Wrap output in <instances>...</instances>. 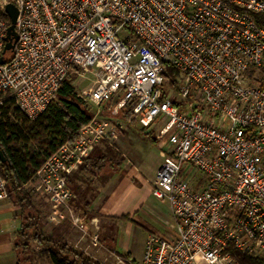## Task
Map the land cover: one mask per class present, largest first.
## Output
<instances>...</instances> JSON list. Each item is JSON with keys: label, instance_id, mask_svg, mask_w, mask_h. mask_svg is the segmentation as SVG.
Here are the masks:
<instances>
[{"label": "built area", "instance_id": "1", "mask_svg": "<svg viewBox=\"0 0 264 264\" xmlns=\"http://www.w3.org/2000/svg\"><path fill=\"white\" fill-rule=\"evenodd\" d=\"M9 4L18 11L12 51ZM0 58V108L12 100L34 120L68 76L94 73L86 102L120 97L116 114L135 101L142 129L163 124L168 156L152 195L168 205L177 236L149 235L143 259L122 264H241L239 252L264 259V0H0ZM165 64L178 71L174 83ZM121 132L94 116L46 159L30 187L48 202L49 225L69 221L99 245L70 205L68 178Z\"/></svg>", "mask_w": 264, "mask_h": 264}, {"label": "crops", "instance_id": "2", "mask_svg": "<svg viewBox=\"0 0 264 264\" xmlns=\"http://www.w3.org/2000/svg\"><path fill=\"white\" fill-rule=\"evenodd\" d=\"M123 135L113 148V156L109 155L112 147L101 142L68 178L72 194L70 205L81 217L90 236L98 237L99 245L93 246L91 237L84 236L73 226L68 242L102 263L121 259L122 254H128L129 260L138 263L143 259L149 235L159 234L167 240L177 236L169 207L152 195L153 183L168 156V149L161 146L158 135L156 138L152 135L151 139L162 150L156 155L139 137L134 136L130 144L131 140ZM116 155L119 159L115 162ZM0 205V264H16L14 243L20 228V220L16 218L18 210L9 201H1ZM93 220H97V228ZM104 227H109L105 229L107 235ZM116 231L118 238L110 239Z\"/></svg>", "mask_w": 264, "mask_h": 264}, {"label": "trees", "instance_id": "3", "mask_svg": "<svg viewBox=\"0 0 264 264\" xmlns=\"http://www.w3.org/2000/svg\"><path fill=\"white\" fill-rule=\"evenodd\" d=\"M165 69L168 81L174 83L178 71L170 64H165ZM73 77L70 75L63 81L56 100L34 120L26 117L12 100L0 108V146L7 158L6 163L0 162V170L6 181L7 200L17 208L16 218L20 220L14 243L16 264H37L36 261L46 264H103L68 242L73 230L69 221L47 231L44 215L28 191L46 159L62 145L74 143L80 130L94 117L93 108L80 96ZM119 99L116 98V103ZM135 106V101H128L113 117L119 113L128 124L137 123ZM142 131L149 140L153 138V131ZM97 168L99 170L100 166ZM121 256L130 259L128 254ZM237 258L241 264H264L263 258L249 257L240 252Z\"/></svg>", "mask_w": 264, "mask_h": 264}, {"label": "rangeland", "instance_id": "4", "mask_svg": "<svg viewBox=\"0 0 264 264\" xmlns=\"http://www.w3.org/2000/svg\"><path fill=\"white\" fill-rule=\"evenodd\" d=\"M8 56H10V55H8ZM72 76H75V77H73L74 78L73 83L78 88L79 93H80V96L83 94L84 91L89 90V89H91V88H93L95 86V80L96 79H95L94 73L72 74ZM88 105L93 108V110L95 112L94 116H96L98 118L108 119V120L112 121L115 124H122V132H121V135L123 133L124 134L123 135V138H127L128 141L131 140L129 142L130 144H133V141L135 140V137L134 136H137L140 139H142L143 142H145V144H147V146H149V148L153 151L152 154H155L156 155V154L162 152V150L158 147V145L156 143H153L151 140H149L147 138L146 133H144L142 131V127L138 124V122L137 123H129L128 124L123 119H121V116H119L120 115L119 113H118L117 116L113 117V115H116L117 114V113L116 114L113 113L114 107L116 106V98H114L110 103H106V104H103V105H100V106L94 105L92 103H88ZM162 125L163 124L156 125L154 128L150 129L151 131H153V137L154 138L157 137L158 130H159L160 126H162ZM125 128H126V130L124 131ZM146 132H147V130H146ZM118 141L117 142H114V143H106L107 145H110L112 147V148L109 149V155L113 156L115 154V150L113 148L117 147ZM117 155L119 156V153H117ZM118 156L115 157L116 158V159H114L115 162L119 159ZM106 168H107V166H106ZM107 170L108 169H106V171ZM28 191H29V194L32 197V201L34 202V204L43 213L45 223H47L46 222V217H47V215L49 214V211H50V206H49L48 202L47 201H44L43 198H40L39 196L33 195L32 192H31V187L30 186L28 187ZM156 201L160 202L159 200H156ZM5 202L8 203V200H5ZM0 204H1V202H0ZM162 204H164L165 206L168 207V205L166 203H162ZM108 228L104 227V233H105V235L108 234V233L106 234V232H105V229H108ZM51 229H52V226H50L47 223L46 224V230L49 231ZM113 235L114 236L112 238H110V239L116 240L118 238L119 233L116 231V232H114ZM121 237H123V234L122 233H121ZM33 248L35 250H37L35 245H33ZM126 259L127 258H124V257L121 258V259H117L116 258V259H113V260H107L103 264H122V261H124ZM36 263L37 264H46V263H43V262H40V261H36Z\"/></svg>", "mask_w": 264, "mask_h": 264}, {"label": "water", "instance_id": "5", "mask_svg": "<svg viewBox=\"0 0 264 264\" xmlns=\"http://www.w3.org/2000/svg\"><path fill=\"white\" fill-rule=\"evenodd\" d=\"M5 12H6V14L9 17L10 22H11L9 28L7 29V35L5 38V41H6L5 50L6 51H12L15 47L16 42L18 41V35L15 31V23H16V19L18 16V11L13 4H9L6 7ZM0 64H3L2 58H0ZM6 161H7V158L3 154L1 146H0V162L4 164V163H6Z\"/></svg>", "mask_w": 264, "mask_h": 264}]
</instances>
